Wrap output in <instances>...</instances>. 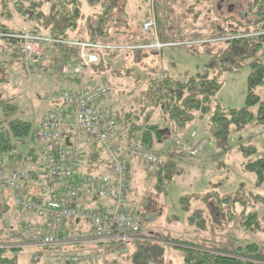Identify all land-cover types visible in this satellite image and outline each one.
Here are the masks:
<instances>
[{
	"label": "rangeland",
	"instance_id": "374dc122",
	"mask_svg": "<svg viewBox=\"0 0 264 264\" xmlns=\"http://www.w3.org/2000/svg\"><path fill=\"white\" fill-rule=\"evenodd\" d=\"M81 2L84 12L82 11L83 16L81 23L79 22L80 33L70 34L73 39L85 41L84 26L89 23L95 25L96 22L90 18L86 0ZM242 3L240 1L238 5L218 0H115L114 8L107 16L103 28L113 42L128 45L129 42L143 40L141 21L153 12L157 28L153 40L173 42L174 45L184 44L164 48L157 54L154 51H143L138 54V59L129 53L116 54L123 57V60L112 56L113 63L110 62L107 76L122 83L120 88L113 87L118 93L127 97L133 90V97H139V92L142 93L143 89L138 84L134 90L129 75L137 73L144 80V70H153L179 81H187L197 74H203L218 84V91L212 97V106H218L224 111L246 108L254 119L245 126H229L225 135L215 136L208 131L207 118L203 121L196 118L180 132H170L157 145L154 150L160 155L157 164L139 162L140 164L130 167L127 205L136 216L140 211V220L145 219L140 222L139 236L143 239H138L143 242L138 245L131 243L125 256L112 255L108 264H134V259L140 264H181L179 252L167 246L171 240H181L207 251L219 252H230L239 246L255 244L259 252L264 254V206L254 200L255 196L264 194V179L258 183L256 173L245 169L249 162L264 160V121L256 120L259 105L264 103V82L255 89V94L259 97L258 104L247 107L249 64L257 60L258 55L245 60L236 59V55L235 58L221 59L225 49L221 36L228 23L232 24L228 20L229 16L233 14L237 19L240 17L238 13L245 9ZM233 5L235 7L229 11L228 8ZM23 32L27 31L22 28L14 33ZM43 48L50 51L48 44H43ZM0 58L7 62L8 71L20 63L19 58H16V62L15 57L8 54L0 53ZM262 61L264 64V56ZM9 92H14L13 82L0 85V99L6 101L10 98ZM22 102L25 103L24 100ZM34 107H37L35 99L31 105L23 106L20 103L18 118H21L22 113L28 117ZM152 119V122L163 126L164 121L158 116ZM33 126L34 123L31 131L34 143L29 145L28 140H22L24 143L21 148L20 142L16 141L14 152L9 153L12 156L21 155L27 167L29 149L33 150L34 156L39 160ZM192 131L199 136L192 143L203 140L204 144L200 152L189 159L176 143H181ZM88 149L89 151H82L80 154L88 156L90 144ZM7 157L8 154H0L3 166L7 165ZM97 158L99 159L95 153V159ZM89 159H86L84 165L85 172L94 173L96 171L93 168L90 170V167L96 161ZM158 173L160 176H157ZM181 200L183 204L180 203ZM252 213L257 214L260 229L245 231L242 223ZM80 226L87 231L85 223L81 222ZM1 230L3 235L0 244L7 243L2 224ZM70 235L74 237L77 234L72 232ZM138 247H142V250ZM32 253V250H18L11 252L9 256H17L20 261L15 264H32Z\"/></svg>",
	"mask_w": 264,
	"mask_h": 264
},
{
	"label": "built area",
	"instance_id": "2783aa9c",
	"mask_svg": "<svg viewBox=\"0 0 264 264\" xmlns=\"http://www.w3.org/2000/svg\"><path fill=\"white\" fill-rule=\"evenodd\" d=\"M141 31L156 37L153 13L142 23ZM0 37L20 44L27 69L39 64L43 44L75 48L77 58L72 65H62L60 75L81 77L78 89L59 90L42 102L34 133L40 162L35 174L24 165L7 170L0 162V198L10 208L9 216L1 222L8 242L0 244V249L32 250V264H108L112 255L125 256L129 245L138 240L141 228L127 205V155L148 164L158 163L160 155L144 148L139 137L127 142L117 139L112 111L99 109L111 93L110 84L103 80L89 83V71L99 63L103 51L159 52L184 44L155 40L140 45L101 44L50 39L28 32L0 33ZM197 137L192 132L177 143L189 158L196 156L204 144L203 140L192 143ZM84 139L101 149L107 162L101 173L78 174V144ZM90 202L101 206H90ZM81 222L87 231L81 228ZM72 232L77 235L73 237Z\"/></svg>",
	"mask_w": 264,
	"mask_h": 264
},
{
	"label": "trees",
	"instance_id": "16d2710c",
	"mask_svg": "<svg viewBox=\"0 0 264 264\" xmlns=\"http://www.w3.org/2000/svg\"><path fill=\"white\" fill-rule=\"evenodd\" d=\"M223 1L232 2L233 4L242 1L245 6V9L238 13L240 16L238 19L233 14L228 18L232 24L228 23L225 33L221 34V43L225 45L221 59L226 57L235 58L236 55V59L245 60L248 57L258 55L257 60L249 64L250 73L248 76L246 106L252 107L259 102L255 89L264 82V64L262 61L264 56V0ZM114 4L115 0H86V7L93 8L91 9L90 18L95 19L96 24L89 23L88 26H84L85 41L101 44L113 42L109 37V33L103 28L107 16L114 8ZM82 6L81 0H0V33H14L24 28L32 35L58 40H78L73 39L70 33H80L81 24L79 22L83 16ZM233 7L235 6L233 5ZM148 17L149 14L142 19L141 23ZM141 36L144 38L143 40L129 42L128 45L154 42L151 35L145 36L142 33ZM48 45L51 50L58 52L59 58L67 62L70 61V65L78 56L75 48L62 47L58 44ZM230 45H233L232 48H234H230ZM140 52L142 51L128 53L138 59ZM0 53L14 56L15 60L21 57L19 45L1 37ZM117 53L123 52H100L98 64L108 71L110 62L113 63L111 61L112 56L124 59L117 56ZM122 60L120 61L122 62ZM235 66L238 65L235 64ZM7 69V62L0 58V85L8 82L6 78L8 75ZM143 72L146 73L144 81H141L142 79L137 73L129 75L134 88L139 84L143 91L139 99L130 104L127 111L121 109L117 111L113 108L117 106L116 101L126 99L122 93L115 92L113 88L116 87L115 85L111 84L112 91L106 98V100L112 101L108 104L110 107H105L112 110L113 117L116 120L117 138L123 142L133 137H139L144 148L154 151L157 145L168 137L170 132H180L196 118L201 121L207 118L208 131L215 136L225 135L229 126H245L254 119V116L246 108L224 111L218 106H212V97L218 91V84L209 79L208 75L197 74L187 81H179L170 79L153 70H144ZM133 93L134 91L130 92L127 97H132ZM17 111L18 108L15 105L8 104L6 101L0 102V154L9 155V153H12L16 148V141H33V135H31L32 124L16 117ZM156 116L159 119L164 118L166 123L161 126L159 123L152 122V117ZM256 120L259 122L264 121V103L259 105ZM79 155L78 174H81L86 171L84 165L86 159L90 158V154L88 156L85 154ZM28 159L29 167L26 168L29 173L34 175L40 162L38 157L34 156L32 149L29 151ZM245 169L256 173L258 183L263 182L264 160L259 159L252 163L249 162L245 165ZM159 173L161 174L160 171ZM254 200L264 206V194L255 196ZM180 203L183 204V200ZM5 210V204L0 201V238L3 235L1 222L5 217ZM242 227L245 231L254 232L259 230L257 214H249L244 219ZM141 242L143 241L137 240L133 241L132 244L138 245ZM169 243L168 247L179 252L181 264H264V254L262 255L259 252L258 246L255 244H249L245 247L239 246L230 252H219L207 251L198 248L193 243L181 240H171ZM138 249L142 250V247H138ZM15 251L18 250L0 249V264L18 263L20 260L17 256H9L11 252ZM142 255L144 256V254ZM132 257L134 258L135 255ZM133 263L140 264L136 259L133 260Z\"/></svg>",
	"mask_w": 264,
	"mask_h": 264
},
{
	"label": "crops",
	"instance_id": "0c3cea01",
	"mask_svg": "<svg viewBox=\"0 0 264 264\" xmlns=\"http://www.w3.org/2000/svg\"><path fill=\"white\" fill-rule=\"evenodd\" d=\"M91 9L93 8H87V11H89L91 13ZM84 12V11H83ZM111 13V12H110ZM18 60H16L17 62ZM20 63L16 66H12V68L10 69V71L7 72V81L13 82L14 84V92L12 93H8V95H10L11 97L6 99V102L8 104H12L15 105L18 108V113H19V107H20V103L21 105H31L33 99H35L37 101V107H34L32 109V112L28 115V117L26 115H24L23 113L21 114V118L22 120H25L27 122H30L31 124L34 123L33 129L35 132V127L37 128L38 122L41 118V111H42V102H46L47 97H50L52 94H54L55 92L59 91V90H63V89H69V90H74L76 88H78L80 86V78H77L75 75H68L65 77H62L60 75V68L62 65L66 64V65H70V61H64L63 59L59 58L58 52L51 50L50 51L47 48H44V53H43V57L42 59L39 61V64L36 67H31L29 69H27L25 63H23V59H19ZM21 65V67H20ZM111 65V64H110ZM109 65V66H110ZM18 67V68H17ZM109 70V69H108ZM110 72V71H109ZM107 81V82H111L110 84H112L113 86L115 85L117 88H120L121 86V82L118 79H112V76H107V71L104 69V67L102 65H96V66H92V68L89 71V77H88V82L91 84H96V83H100L101 81ZM91 81V82H90ZM113 81V83H112ZM144 81V80H141ZM135 90V88H134ZM114 91V89H113ZM133 91V90H132ZM131 91V92H132ZM115 92H117L115 90ZM141 92H139L140 95ZM120 95V94H119ZM135 95V91L132 95V97H126V99H119V101H116V105L115 107H113L114 109H116L117 111H119L120 109L122 111H127L128 108L130 107V104L135 101L137 99H139V97H133ZM24 100L25 103H23L22 101ZM0 102H4L3 99H0ZM112 101L110 100H104L101 104H99V109L100 111H102L105 108V106H109L108 104L111 103ZM110 107V106H109ZM110 109V108H108ZM16 117H18V114L16 115ZM159 120V119H157ZM160 120L164 121V124L166 123V121L164 120V118H161ZM159 120V121H160ZM151 121H153V119H151ZM160 121V122H162ZM67 122H71V118L67 120ZM163 124V125H164ZM66 136H69V133L66 131ZM188 136H186L185 138H187ZM21 148L22 144L24 142L19 141ZM32 143H34L33 141H29V145H31ZM36 143V142H35ZM89 144H90V160L91 161H96L95 165H92L91 168H93L96 172L94 173H101L102 171H104L106 169V165L107 162L104 160L103 154L101 149L93 144V143H88L86 141V139L82 140L79 142L78 144V149H80V152L82 151H89ZM31 149H29L28 151H30ZM95 153L97 154V157H99V159H95ZM6 155V154H5ZM127 160L129 163V168L132 167L134 164H140L139 162H137L135 159L131 158L130 156L127 155ZM19 165H24V162L21 158V155L19 156H12L11 154L8 155L7 157V165L4 167L9 170L12 169L16 166ZM25 166V165H24ZM27 167V166H25ZM84 172V171H83ZM82 172V173H83ZM159 175V173L157 174V176ZM4 198H0V201L3 202L5 204V217L9 216L10 214V208L9 206L6 204V201L3 200ZM90 206H101V204L99 202L95 203V202H90ZM141 213L140 211L137 212V217L140 216ZM138 220L140 222L145 221V219L140 220V218L138 217ZM140 239H143L140 237Z\"/></svg>",
	"mask_w": 264,
	"mask_h": 264
},
{
	"label": "flooded vegetation",
	"instance_id": "af4514ba",
	"mask_svg": "<svg viewBox=\"0 0 264 264\" xmlns=\"http://www.w3.org/2000/svg\"><path fill=\"white\" fill-rule=\"evenodd\" d=\"M219 1H220V2H222L223 0H219ZM218 8H220V6H219ZM231 8H232V7H229V8H228V10L230 11V10H231Z\"/></svg>",
	"mask_w": 264,
	"mask_h": 264
},
{
	"label": "bare ground",
	"instance_id": "6f19581e",
	"mask_svg": "<svg viewBox=\"0 0 264 264\" xmlns=\"http://www.w3.org/2000/svg\"><path fill=\"white\" fill-rule=\"evenodd\" d=\"M136 237H137L138 239H140V236H139V235H137Z\"/></svg>",
	"mask_w": 264,
	"mask_h": 264
},
{
	"label": "water",
	"instance_id": "95a60500",
	"mask_svg": "<svg viewBox=\"0 0 264 264\" xmlns=\"http://www.w3.org/2000/svg\"><path fill=\"white\" fill-rule=\"evenodd\" d=\"M68 143V140H66V144Z\"/></svg>",
	"mask_w": 264,
	"mask_h": 264
}]
</instances>
